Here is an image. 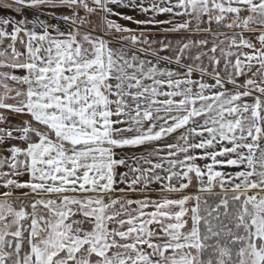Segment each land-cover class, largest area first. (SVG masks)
I'll use <instances>...</instances> for the list:
<instances>
[{"label": "snow or ice", "instance_id": "6c2138e0", "mask_svg": "<svg viewBox=\"0 0 264 264\" xmlns=\"http://www.w3.org/2000/svg\"><path fill=\"white\" fill-rule=\"evenodd\" d=\"M0 264H264V0H0Z\"/></svg>", "mask_w": 264, "mask_h": 264}]
</instances>
